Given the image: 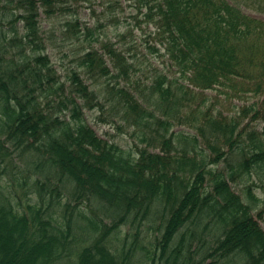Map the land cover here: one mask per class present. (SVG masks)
<instances>
[{
    "label": "trees",
    "instance_id": "16d2710c",
    "mask_svg": "<svg viewBox=\"0 0 264 264\" xmlns=\"http://www.w3.org/2000/svg\"><path fill=\"white\" fill-rule=\"evenodd\" d=\"M80 1L90 2L0 0V135L31 150L42 171L26 203L0 181V264H71L72 255L76 264H264V182L233 186L264 174V20L243 10L264 13V0H145L175 68L155 75L149 98L109 41L90 45L80 64L127 85L98 89L77 71L72 85L61 81L42 16ZM67 26L80 30L78 19ZM209 91L245 104L215 111ZM105 98L143 126L145 147L127 151L90 127L84 110H104ZM85 202L88 215L75 209ZM74 215L88 220L80 236ZM149 225L151 250L140 241Z\"/></svg>",
    "mask_w": 264,
    "mask_h": 264
},
{
    "label": "rangeland",
    "instance_id": "374dc122",
    "mask_svg": "<svg viewBox=\"0 0 264 264\" xmlns=\"http://www.w3.org/2000/svg\"><path fill=\"white\" fill-rule=\"evenodd\" d=\"M74 12H58L52 18L42 16L43 36L47 43V53L52 63L58 70V74L62 82L68 79L72 85L71 75L73 71L82 74V77L89 85L98 89H107L108 86H125L128 82L124 78L116 80L101 79L93 74H88L87 69L80 64V56L83 55L85 49L90 45L96 49H100L103 42L109 41L120 48L127 56L129 61L134 65L135 72L131 74L130 81L133 87L140 86L145 89V97L149 98L147 86L153 81L157 73L174 74L175 68L172 67L168 57L165 56V46L157 39L155 35V22L147 15L148 8L145 0H90V2L80 1L73 5ZM249 14L264 20V13L244 7ZM78 19L80 30L69 28L67 23ZM86 28L93 31L92 41L88 37ZM5 33L10 36L11 29L5 24ZM92 41V42H91ZM91 43V44H90ZM153 48L157 49L154 50ZM118 83V84H117ZM234 94L233 91H229ZM207 95L210 97L208 105H215V111H230L232 105H244L238 99H229L225 94L218 91H209ZM245 99H251L250 95H245ZM109 98L101 99L104 110L96 107L93 110H84L87 123L93 128L97 135L103 140L115 142L123 149L136 151L137 147H145L142 143L143 126L136 125L134 121L127 120L124 111L119 110L118 113L111 111V103ZM151 103H149L150 105ZM174 131H192L186 126H177ZM31 150L22 151L16 144L8 141L6 137L0 135V181L5 190L16 192L17 196L22 199L23 203L28 198H34L36 181L39 179L41 169L35 164V156ZM35 161V162H34ZM42 167V162H41ZM253 181L258 184L264 182V174H253L252 178L245 177L239 185H233L238 193H242L245 186L250 185ZM256 194L263 195V189L255 190ZM50 192L48 193V195ZM68 195V194H67ZM62 192L60 197L62 203L68 201V196ZM75 209L83 211L88 215L89 209L87 202L77 204ZM63 206L59 207L63 211ZM54 215L58 206L53 207ZM59 213H57L58 215ZM74 234L80 236L83 231L81 227L88 225V220L81 216H73ZM264 227V221H262ZM125 236L128 233V227L123 228ZM156 227L148 226L142 229L140 241L151 250V241H155L157 235ZM133 238H130L132 243ZM141 252L136 254L135 262L141 257ZM160 253L158 254V256ZM76 255H72L67 261L76 264ZM60 264H65L62 261Z\"/></svg>",
    "mask_w": 264,
    "mask_h": 264
},
{
    "label": "bare ground",
    "instance_id": "6f19581e",
    "mask_svg": "<svg viewBox=\"0 0 264 264\" xmlns=\"http://www.w3.org/2000/svg\"><path fill=\"white\" fill-rule=\"evenodd\" d=\"M21 27V25H19V28Z\"/></svg>",
    "mask_w": 264,
    "mask_h": 264
}]
</instances>
